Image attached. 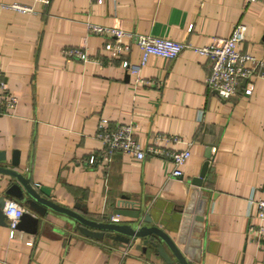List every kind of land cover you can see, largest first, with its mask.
<instances>
[{"label": "crops", "instance_id": "1", "mask_svg": "<svg viewBox=\"0 0 264 264\" xmlns=\"http://www.w3.org/2000/svg\"><path fill=\"white\" fill-rule=\"evenodd\" d=\"M10 2L31 4L34 11L2 8ZM88 22L195 46L228 36L243 22L247 30L238 48L264 61V1L0 0V68L7 93L17 97L0 114L4 164L25 175L42 196L94 220L111 221L118 207L137 205L175 241L186 216L198 214L189 228H199L197 242L178 243L190 264H264V237L257 238L259 219L251 203L264 198V79L251 76L234 95L220 98L205 84L211 59L185 48L169 60L150 55L141 69L149 83L133 86L122 61L138 63V47L130 43L128 51L111 57L107 44L113 38L88 32ZM70 47H80L87 59L65 55ZM101 118L109 128L131 123L142 146L189 143L182 176H172V162L154 154L138 160L116 151L102 161L96 137ZM172 135L183 142L168 140ZM14 151L17 166L11 165ZM205 162L201 185L192 193ZM12 181L0 174V195ZM117 215V222L132 220ZM141 242L119 246L86 237L47 212L38 216L34 233L16 229L10 236L6 222L0 224V264H175L149 246L136 248Z\"/></svg>", "mask_w": 264, "mask_h": 264}, {"label": "built area", "instance_id": "2", "mask_svg": "<svg viewBox=\"0 0 264 264\" xmlns=\"http://www.w3.org/2000/svg\"><path fill=\"white\" fill-rule=\"evenodd\" d=\"M46 5L49 0H34ZM93 3H103L106 0H89ZM115 2L116 0H107ZM257 1V0H247ZM264 1V0H263ZM2 8L22 13H30L34 11L31 4H23L18 2L3 3ZM86 30L90 33H101L111 36L113 39L107 44L111 57H115L124 51H128L130 43H134L140 51V60L138 63H131L127 60L122 61V66L128 71L132 78L133 86L149 83L141 75V69L147 63L150 55L159 56L166 60L173 59L178 56L185 48H191L193 52L202 54L211 59V65L208 75L205 78L206 86L214 91L220 98H228L235 94L237 87L242 80L248 79L251 76H259L264 79V70L259 68L264 67V61L257 58L251 52L243 51L238 48L239 44L244 40L247 26L243 22L234 24L231 33L228 36L214 37L208 44L195 46L173 38H164L151 34H136L132 33L120 26H106L88 22ZM127 37L129 41L123 39ZM63 53L67 56L87 59V55L80 47L65 48ZM250 88H244V93L249 94ZM0 114L7 111L8 107H13L17 102V97L7 93V85L4 80L3 72L0 68ZM98 130L96 137L100 140L99 156L102 161L108 162L109 157L113 152H125L134 158L143 159L146 154H154L160 157L169 159L173 164L171 175L181 177V166L190 156L189 143L182 148H164L155 143L142 146L134 138L133 125L131 123H119L113 128L106 125V119L101 118L98 122ZM176 143H182V139L178 135H172L168 138ZM95 156L91 155L88 159L89 163H94ZM264 191V183L262 186ZM12 201L22 211L15 218L10 216L5 210L7 202ZM255 208V214L259 219L256 227L257 238L264 237V198L259 197L251 200ZM3 214L5 216L6 226L9 229V235L13 236V232L17 229L19 217L25 211V207L14 200H6L3 206ZM111 221L117 222L120 220L119 215H112ZM253 232V229H251ZM264 239V238H263Z\"/></svg>", "mask_w": 264, "mask_h": 264}, {"label": "water", "instance_id": "3", "mask_svg": "<svg viewBox=\"0 0 264 264\" xmlns=\"http://www.w3.org/2000/svg\"><path fill=\"white\" fill-rule=\"evenodd\" d=\"M6 160L5 152L0 151V174L8 175L13 179L11 184L5 189L4 194L0 195V224H5V216L2 209L7 196H11L25 206V211L19 217L17 229L34 233L38 224V216L45 215L47 212H55L68 221L83 236L98 239L106 238L119 246H124L133 239L138 238L142 240V244H136V248H142L144 251L149 246L154 250L155 255H158L168 263L190 264L184 251L178 246V243L193 245L197 242L198 238L195 231L199 228L193 225L191 231L189 228H191L190 223L192 219L200 220L201 216L198 214H195L193 217L186 216L185 229L177 241L173 240L162 228L152 224V220L148 215L143 216L137 205L132 209L118 207L115 210L116 214L129 216L132 219L129 222L94 220L84 216L83 213L78 212L74 208L62 206L52 199L42 196L25 175L14 168L6 166L4 164ZM11 165H18V153L16 151L11 156ZM206 165L207 162L203 165L200 175L192 180V184L194 185L190 189L192 193L198 192L196 186L201 185ZM202 196L204 197L202 194L200 198ZM119 205L120 203H118ZM190 206L187 210L191 213ZM188 233L191 235H188Z\"/></svg>", "mask_w": 264, "mask_h": 264}, {"label": "clouds", "instance_id": "4", "mask_svg": "<svg viewBox=\"0 0 264 264\" xmlns=\"http://www.w3.org/2000/svg\"><path fill=\"white\" fill-rule=\"evenodd\" d=\"M5 210L8 212V214L10 216H12L13 218L17 217L20 213V211H22V209H20L18 207V205H16L14 202L9 201L7 202L6 208Z\"/></svg>", "mask_w": 264, "mask_h": 264}]
</instances>
